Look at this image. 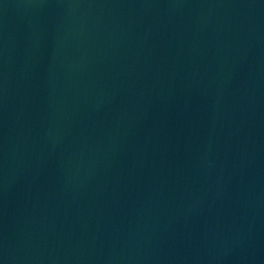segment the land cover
I'll use <instances>...</instances> for the list:
<instances>
[{
	"label": "water",
	"instance_id": "95a60500",
	"mask_svg": "<svg viewBox=\"0 0 264 264\" xmlns=\"http://www.w3.org/2000/svg\"><path fill=\"white\" fill-rule=\"evenodd\" d=\"M0 264H264V0H0Z\"/></svg>",
	"mask_w": 264,
	"mask_h": 264
}]
</instances>
